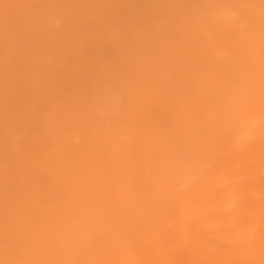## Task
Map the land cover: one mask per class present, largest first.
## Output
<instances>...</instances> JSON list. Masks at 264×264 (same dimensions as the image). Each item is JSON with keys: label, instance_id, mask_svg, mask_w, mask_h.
Masks as SVG:
<instances>
[{"label": "rangeland", "instance_id": "obj_1", "mask_svg": "<svg viewBox=\"0 0 264 264\" xmlns=\"http://www.w3.org/2000/svg\"><path fill=\"white\" fill-rule=\"evenodd\" d=\"M263 76L264 0H0V261L101 264L110 237L144 262L155 248L170 264H239L229 239L174 240L237 195V221H264V172L242 177L264 165V132L243 159L206 117L264 121ZM250 244L264 256V233Z\"/></svg>", "mask_w": 264, "mask_h": 264}, {"label": "bare ground", "instance_id": "obj_2", "mask_svg": "<svg viewBox=\"0 0 264 264\" xmlns=\"http://www.w3.org/2000/svg\"><path fill=\"white\" fill-rule=\"evenodd\" d=\"M228 13H230V12H228ZM199 16L201 17V14ZM234 16H235V14H234ZM235 17H237V15ZM193 18H195V17H193ZM243 24H244V22H243ZM259 84L260 83L255 82L253 84L254 85L253 86V89L255 90L256 87H257V85H259ZM253 107H255V108L256 107L264 108V96L258 102L257 101L254 102L252 104V108ZM190 108H191L190 105H185L184 106V109H186L188 112L190 111ZM255 111H257V109ZM215 113L217 114L218 111L217 112H211V111H209L208 114H206V117L208 119L209 118H213L212 120L215 122V124L212 123L213 124V131H214V133L217 135L218 133H220V134L223 133L225 130H230V132L232 134L234 133L233 134V139L236 141V144H237L236 148L241 152L242 158L243 159H246L248 156H249V158H251V156L253 155V152H254L255 149L251 148V144L252 143L250 142V140L252 138H254V137L255 138L258 137L259 135H261V133L264 132V121H262L263 118L260 117V118H255V119H248V120L243 119L242 120L240 118V117H242L241 116L242 115V112H240V108L239 109H236V110H233L232 112H230L228 114H219V115H216ZM200 115H202V114H195L194 116H197L199 118ZM191 116H193V115H190L189 113L185 112L184 110H182L180 112V114H179V117L180 118H182L183 120H186L188 122H191L192 121L190 119ZM223 120H224V122H223ZM237 121H239V122L241 121V125H242L241 128L239 129V132H240L239 135H237L238 134V130H236V128H235L236 125H237ZM189 160L192 161V164H190L189 166H194L195 165L194 164L195 162L192 159H189ZM250 162H252V161H250ZM189 166L181 173V175H184L183 176V179L184 180L189 179V176L190 175L192 176L193 175L192 173H194V171H191L193 167L192 168H189ZM263 172H264V165H257L256 168H255V170L251 171V174L250 175L244 174L242 177L254 176V175H258V174L263 173ZM187 182L188 183H186V184H190V181L189 180H187ZM170 188L172 189V186H168L166 184V186L163 185L161 187V190H160V193L163 194L167 198V200H168L167 202L166 201L162 202L161 201V197L160 196L157 197L158 200H159V203H160V205H158V208L161 207V209L164 210V213H167L170 210L169 207H170V205H171L172 202H176V193L174 191H172V192L170 191L168 193V191L170 190ZM237 198L238 199H242V196L241 195H237L236 197L229 198L227 201H224V204L226 203V205H224L223 203L222 204L212 205L210 210L211 211H214L215 214L219 215L221 217V220H219L217 222L207 221L206 226L204 228V231H201L200 232L197 229H195L193 226H191L188 223V219H186L185 221L180 222L181 228L175 234L177 236H181L182 238H181V240L179 238L180 241L174 240V242L178 246L182 247V246L187 245L186 243H196V242L197 243H200L197 240L203 239L204 236H212L213 238L218 237V239L225 240V241L227 239H229L230 242H235V243H238L240 245L239 246L240 252L245 251V253H242V257L239 258L240 259V262H238L239 264H264V256H262L261 254H258V253H252L251 251L254 248L251 250V246L252 245L250 244L253 241V235L256 233L257 230L259 232H261V233H264V221L261 222V225H260L259 221H253V219L250 218V217L248 219H245L244 220L245 222H239V221H237L236 218L234 217V215H232L233 212H234V214H239V215H242V216H244V215H246L248 213V211H244L245 210V208H244L245 203L242 202L241 200H238ZM261 201L264 202V199L261 200ZM168 202H170V203H168ZM143 203H144V201H143ZM145 203H150V206H151L153 202H152V200H147ZM161 204H166L167 206L161 205ZM184 208H185V204L182 203L181 204V216L182 215H184V216L186 215L187 216L186 209L184 210ZM259 212H261V213L264 214V204L262 206V209L259 210ZM72 233H73V231H72ZM92 233L93 232H91V234ZM68 234L70 235V232ZM74 234H75V232H74ZM69 235H68V237H70ZM96 235H97V233H96ZM119 235H121V234H119ZM85 236H87V235H85ZM89 236H91V235H89ZM186 236H189V237H186ZM66 238H67V236H66ZM89 239H90V237H89ZM101 239H104V238H101ZM191 239H193V240L190 242ZM45 240H46V238H45ZM108 240L109 241H107V243L105 242L106 244L104 245V246H106V253H104L105 254V257L103 259V262L106 263V264H108L109 261H113V260L116 261L115 264H170V263H172V260L170 258H167V259L164 258V256H161V252L160 251H157V249H155V248L153 250L147 251V254L146 255H148V256H147V258L145 259V262H144L143 259L138 258V255L139 254L136 252L137 251V248H135V246H136L135 243H134V245H135L134 246V245H132L133 243H131L129 240H124V239H122L124 241H119L118 240L119 242L116 241V243L115 242L113 243L114 240L112 241L110 237L108 238ZM139 241H138V243H139ZM90 242H88V243H90ZM52 243H54V242H52ZM253 243L252 244L255 247H259L260 246L259 245V242H257V243L253 242ZM71 244L73 245L71 248L76 247L74 245V242H72ZM89 246H90V244H89ZM77 248H75V249H77ZM92 248H94V247H92ZM63 249H62V251L65 250V249L64 250ZM103 250H104V248H103ZM86 251H87V249H86ZM101 251H102V249H101ZM73 252H75L74 251V248H73ZM53 254L54 253H52V255ZM244 254L246 256H244ZM76 255L78 256V253ZM228 255H229V257H226L225 261H226V264H231L232 263V262H230L231 257L234 256L235 254L234 253H228ZM69 256H70V253H69ZM66 259H68V258H66ZM76 259H78V258H76ZM160 261H162V262H160ZM223 261L224 260H219V262L207 263V264H223ZM97 263H98V261H97ZM104 263H101V264H104Z\"/></svg>", "mask_w": 264, "mask_h": 264}, {"label": "snow or ice", "instance_id": "obj_3", "mask_svg": "<svg viewBox=\"0 0 264 264\" xmlns=\"http://www.w3.org/2000/svg\"><path fill=\"white\" fill-rule=\"evenodd\" d=\"M232 6L233 5H231V4H217V5H214V7H216V8H229V7H232ZM0 264H34V262L10 260V261H0Z\"/></svg>", "mask_w": 264, "mask_h": 264}]
</instances>
